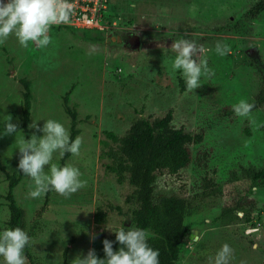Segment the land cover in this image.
<instances>
[{"label":"rangeland","instance_id":"rangeland-1","mask_svg":"<svg viewBox=\"0 0 264 264\" xmlns=\"http://www.w3.org/2000/svg\"><path fill=\"white\" fill-rule=\"evenodd\" d=\"M258 1L110 0L117 17L113 32L123 39L138 36V50L125 40L94 42L102 37L97 31L74 34L53 29L46 49L31 43L22 47L15 36L0 42V129L7 116L18 124L16 136H0V166L11 174L21 173L17 167L18 147L23 137L26 140L21 78L35 84L30 124L36 121L42 128L43 120L55 119L71 134V122L64 110V97L71 92L69 101L77 110L83 141L80 154L71 156L65 164L77 167L86 185L67 198L52 190L47 211L39 220L35 215L44 206L47 193L30 198L28 193L34 184L23 173L15 188L14 196L24 210L26 228L32 237L36 264H72L77 255H86L91 249L93 237L114 234L106 225L115 231L127 222L126 199L133 187L127 181L118 183L107 170L110 160L101 155L109 148L103 141L116 147L107 133L122 138L136 119L153 121L169 111L176 129L203 135L202 144L189 146L191 164L176 176L159 175L155 184L157 195H176L199 205L191 219L193 231L197 232V239L192 240L197 243L191 244L181 264H212L210 258L225 243L233 249L230 264L264 263V188L246 197L257 207L252 216L259 224L258 230L241 222L220 227L213 220L230 200L245 196L250 189L251 180L234 182L232 173L236 171L242 178L243 168H264V106L252 111L251 120L236 116L231 107L242 98L253 103L263 79L264 13L255 20L245 18ZM233 23L239 24L237 33L217 32ZM182 36L210 48L217 42L230 47V56L221 57L214 51L209 54L215 76L203 78L202 85L194 91H183V77L179 72L173 75L170 69L175 56L171 45ZM28 129L31 136L43 135L29 126ZM62 159L56 153L52 162L62 166ZM1 167L3 230L9 218L5 198L9 183ZM209 181L219 186L215 190L221 189L216 199L210 196ZM117 206L124 215L115 209ZM98 208L107 214L101 227L95 223ZM239 216L243 217V213Z\"/></svg>","mask_w":264,"mask_h":264},{"label":"trees","instance_id":"trees-1","mask_svg":"<svg viewBox=\"0 0 264 264\" xmlns=\"http://www.w3.org/2000/svg\"><path fill=\"white\" fill-rule=\"evenodd\" d=\"M114 11L115 9H112L110 5L108 13L104 15V24H112V21L117 18ZM263 13L264 0H259L245 13V18L249 21L255 20ZM53 29L68 30L74 34L77 31H97L102 34V37L95 39V41L92 39L94 42H104L105 40L112 42V39L108 37V33L113 30L106 33L95 29H79L66 24L54 26ZM218 30L217 32L222 34H235L239 31V24L233 23ZM113 35L116 37L121 36L119 33ZM116 43L118 42L116 41ZM262 76L259 93L252 103L254 104L252 111L264 106V75ZM20 82L23 86L22 122L26 140H28L31 138L28 126L32 117L35 84L33 80L28 78H21ZM185 88L186 86L183 84L182 90L185 91ZM70 94L71 92H68L64 97V110L71 122V136L75 138L80 135L81 129L77 126V110L70 105ZM172 121V111H169L163 118H157L153 121L140 117L132 123L122 138L107 133V136L116 147L103 141V145L108 147L109 150L103 151L101 155L102 158L107 157L110 160L106 168L115 175L118 183L122 184L127 181L133 187V192L126 199L129 212L125 213V217L128 219L122 226L129 228L133 224L148 232L150 246L159 250V264H181L187 253L190 252L191 246H196L197 243L190 236L194 229L191 219L197 214L199 205H195L194 202L180 196L157 195L155 192L157 177L163 174L170 176L180 174L192 162L189 146L203 143L202 134H192L185 132L183 129H176L172 125ZM71 156L67 153L63 156L62 166ZM1 169L5 172V181L9 183L5 197L9 218L5 221V228L20 227L27 231L24 210L18 205L14 196L15 188L21 181L22 172L11 174L4 167H1ZM232 176L234 182H239L242 179L243 181L251 180L250 189L245 196L230 200L226 206L222 207L213 219L214 224L220 227H229L241 222L250 225L252 229L258 230L259 224L254 223L252 216L253 213L258 211L257 207L251 205L250 202L248 203L246 197L247 195L254 196L255 189L264 188V168L256 169L251 166L242 169V178L237 175L236 171L232 173ZM208 185L212 188L210 196L216 199L219 196L218 193H221V189L215 190L219 186L213 181H209ZM51 194L52 190L47 192L44 206L35 215L37 220L46 213ZM115 209L124 215L120 206L115 207ZM261 212H263L262 209L258 214V222L260 223L262 222V219H260ZM239 213H243V217H240ZM106 221V212L102 208H98L95 214L96 225L101 227ZM104 239L115 241V233L111 235L100 234L92 242L91 249L96 250L99 258H104L102 244ZM119 247L118 242L113 244L114 251L118 250ZM25 254L28 258L27 264H36L32 254V245L25 249ZM64 258L66 259V254Z\"/></svg>","mask_w":264,"mask_h":264},{"label":"clouds","instance_id":"clouds-1","mask_svg":"<svg viewBox=\"0 0 264 264\" xmlns=\"http://www.w3.org/2000/svg\"><path fill=\"white\" fill-rule=\"evenodd\" d=\"M72 15L71 0H0V42L15 36L22 47H28L31 43L38 49H46L52 40L50 33L53 27L70 23ZM111 30L116 31V28ZM113 31L108 33V37L118 39ZM119 37L124 43V39ZM170 50L175 53L170 65L171 72L173 75L177 72L181 74L189 91L199 88L203 78L215 76V69L208 62L211 52L221 57L230 53L227 44L217 42L214 48H210L183 36L173 40ZM231 107L236 116L251 120L254 104L247 99L242 98ZM43 121L42 128L38 127L36 121L29 125L43 135L33 134L28 140L23 137L18 147L20 158L17 167L34 184L28 193L30 198H39L50 190L67 198L83 188L87 181L82 179L77 167L68 164L57 166L52 162L53 156L56 153L61 157L66 153L78 156L82 137L72 138L68 128L58 120ZM2 126L0 136H16L18 133V124L12 122L11 116H7ZM106 228L115 233V241H102L104 258H99L93 248L86 255H77L72 264H159V250L150 246L149 234L145 229L133 224L129 228L121 226L115 231L107 225ZM31 241L29 233L20 227L0 230V264H27L25 249L31 246ZM117 242L120 247L114 251L113 244ZM232 254L233 249L225 243L210 260L212 264H230Z\"/></svg>","mask_w":264,"mask_h":264},{"label":"built area","instance_id":"built-area-1","mask_svg":"<svg viewBox=\"0 0 264 264\" xmlns=\"http://www.w3.org/2000/svg\"><path fill=\"white\" fill-rule=\"evenodd\" d=\"M73 15L70 25L79 29H95L109 31L117 27L114 21L110 25L103 23L104 15L108 12L110 0H71Z\"/></svg>","mask_w":264,"mask_h":264},{"label":"water","instance_id":"water-1","mask_svg":"<svg viewBox=\"0 0 264 264\" xmlns=\"http://www.w3.org/2000/svg\"><path fill=\"white\" fill-rule=\"evenodd\" d=\"M112 39H113V41L117 40L120 43L122 42V39L120 37H118V39H116V38H112ZM129 44H130L131 48L138 50L140 48L139 37L138 36L132 37V39L129 41ZM196 234H197L196 231H192L190 238L196 240L197 239Z\"/></svg>","mask_w":264,"mask_h":264},{"label":"flooded vegetation","instance_id":"flooded-vegetation-1","mask_svg":"<svg viewBox=\"0 0 264 264\" xmlns=\"http://www.w3.org/2000/svg\"><path fill=\"white\" fill-rule=\"evenodd\" d=\"M132 37H133L132 35L125 36V37H124V40H125V41H130V40L132 39Z\"/></svg>","mask_w":264,"mask_h":264}]
</instances>
